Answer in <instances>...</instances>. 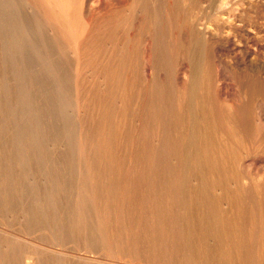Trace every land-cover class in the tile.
I'll list each match as a JSON object with an SVG mask.
<instances>
[{
	"label": "rangeland",
	"instance_id": "obj_1",
	"mask_svg": "<svg viewBox=\"0 0 264 264\" xmlns=\"http://www.w3.org/2000/svg\"><path fill=\"white\" fill-rule=\"evenodd\" d=\"M187 239L264 253V0H0V264Z\"/></svg>",
	"mask_w": 264,
	"mask_h": 264
},
{
	"label": "bare ground",
	"instance_id": "obj_2",
	"mask_svg": "<svg viewBox=\"0 0 264 264\" xmlns=\"http://www.w3.org/2000/svg\"><path fill=\"white\" fill-rule=\"evenodd\" d=\"M120 11V10H119ZM182 31V30H181ZM138 36V35H137ZM178 228L179 225H178ZM188 241V242H187ZM182 242L183 250L181 251L182 258H177L179 264H207L203 262V258H197L193 250L190 248L189 240ZM168 248V246L165 247V249ZM172 250L177 253L179 251V248L176 246H173ZM237 250V249H236ZM242 250V249H241ZM158 255V254H156ZM242 255V254H241ZM174 256H169V259L172 260ZM230 256L227 255V259L230 260ZM238 261V260H237ZM149 263V262H148ZM242 264V263H241ZM257 264H264V253H262V257L259 259Z\"/></svg>",
	"mask_w": 264,
	"mask_h": 264
}]
</instances>
